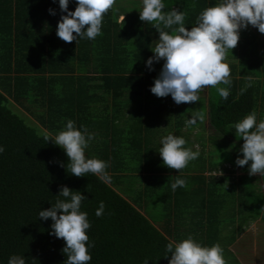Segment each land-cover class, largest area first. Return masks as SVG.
<instances>
[{"label": "trees", "instance_id": "trees-1", "mask_svg": "<svg viewBox=\"0 0 264 264\" xmlns=\"http://www.w3.org/2000/svg\"><path fill=\"white\" fill-rule=\"evenodd\" d=\"M163 2L164 12H185V26L190 30L200 13L219 0ZM75 7V0H69V11ZM62 15L66 13L61 12L58 0H0V145L5 148L0 154V264H8L13 254L24 256L26 264H64L65 241L49 235L50 218L38 217L39 210L64 199L57 196L62 186L87 198L81 210L88 213L91 224L87 233L94 245L90 264H144L145 260L168 264L167 243L188 235L204 246H222L221 213L226 201L236 202L232 224L235 216L243 215L240 221L246 222L256 212L254 209L253 216L247 213L249 199L254 197H247L246 184L236 190L235 184L228 183L229 176L207 181L203 172L185 176L184 169H170L142 135L148 133L152 111L160 125L167 110L160 101L152 108L142 103L143 96L151 95L150 87L164 63L163 59L154 61L151 70L145 64L158 43L155 22L141 21L139 12L125 11L115 3L103 17L102 35L68 43L56 35ZM262 35L251 25L240 30L237 46L227 56L231 85L210 89L209 123L218 136L208 139L211 145L223 147V139L237 134L234 125L250 112L257 114V122L264 121ZM217 87L229 88L227 100L213 91ZM180 112L181 108L175 113ZM125 114L129 126L119 129ZM69 119L77 128L82 125L95 134L85 155L108 163L110 183L91 173L72 175L64 151L44 140V131L56 134ZM183 124L179 117L177 136H182ZM200 141L203 144L205 138ZM235 161L222 156L208 167L211 172L233 175ZM229 163L234 165L232 170L224 168ZM237 168L245 174L249 165ZM177 178L185 179L187 186L173 191L171 184ZM101 201L106 207L97 217ZM256 202L261 205L264 223V199ZM154 203L163 218L158 224L148 215L155 211Z\"/></svg>", "mask_w": 264, "mask_h": 264}, {"label": "clouds", "instance_id": "clouds-1", "mask_svg": "<svg viewBox=\"0 0 264 264\" xmlns=\"http://www.w3.org/2000/svg\"><path fill=\"white\" fill-rule=\"evenodd\" d=\"M115 2L116 0H75V10L69 11V0H58L61 12L66 15L60 18L56 35L68 43L77 41V38L94 40L102 35L103 17ZM142 4L139 19L155 22L154 27L159 33L158 43L152 50L154 56L145 62L146 67L151 70L154 61H164L150 92L157 97L170 95L177 105L198 102L199 92L206 87H216L219 84L230 86L231 69L227 56L237 46L240 30L251 25L264 34V0H219L215 6L207 7L200 13L195 26L190 30L185 26L184 11L172 9L164 12L163 0H142ZM49 13L55 15L52 9H49ZM124 18L123 15L121 22ZM217 92L225 100L230 95L229 88L217 87ZM204 119V115L197 112L186 121V126L195 125L197 120ZM234 129L244 141L240 148L243 158L238 157L235 164L238 167L249 165V175H264V121L257 122V114L250 112L234 125ZM43 138L64 151L69 161L67 167L72 175L85 177L91 173L102 182L110 183V176L106 171L108 163L85 155L95 134L89 133L84 126L77 128L75 121L69 119L56 134L44 131ZM186 144L185 138L171 132L163 136L158 151L163 164L179 172L190 161L198 159L199 151H193ZM4 151V146L0 145V154ZM186 186L187 181L181 178L171 184L173 191ZM57 196L64 199H57L50 208L39 210L38 217L45 221L50 218L53 223L49 235L65 241L62 251L67 259L64 264H90V249L94 245L87 233L91 224L88 213L81 210L82 201L87 198L67 186H62ZM105 207L103 201L99 202L95 215L102 216ZM169 253L171 256L168 264H227L219 243L204 246L192 235L178 242L170 240L166 245L165 257ZM8 264H26V260L22 255L13 254L9 257ZM144 264H148V260Z\"/></svg>", "mask_w": 264, "mask_h": 264}, {"label": "rangeland", "instance_id": "rangeland-1", "mask_svg": "<svg viewBox=\"0 0 264 264\" xmlns=\"http://www.w3.org/2000/svg\"><path fill=\"white\" fill-rule=\"evenodd\" d=\"M117 5H120L125 9V11L128 12H139L142 10L143 4L142 2L138 0H116ZM121 20V17H119V21ZM264 37V35H262ZM227 62H231L230 59H227ZM211 87V86H210ZM211 89V88H210ZM204 93L207 92V87L203 89ZM213 91L217 92V88ZM218 93V92H217ZM210 94V93H209ZM188 106L190 109H194L197 112H200V110L197 108L200 106L202 108L201 103V97L198 100V102L194 103H182V111H186L188 109ZM194 107V108H193ZM12 110L18 114L17 109L11 107ZM203 110V108H202ZM201 110V112H202ZM20 114V113H19ZM264 117V116H263ZM165 132H162L161 135H164ZM216 138L217 133L213 131V129H210V133L208 138ZM238 134H233L228 137V140L223 139V147L222 146H215V144L208 146H205V150L209 151V160L218 162L222 156H230L231 157V163L239 157L241 158L240 154H237L235 152L240 150L242 144L238 140L239 138ZM193 151H201L199 150V147L194 146L192 147ZM233 165V164H231ZM234 166V165H233ZM230 166V163L228 166H224L226 170H232V167ZM235 166H237L235 164ZM238 167V166H237ZM237 167H233L235 173H232L231 175L229 172L224 173L223 171L217 172L219 177L222 176H229L230 181L229 184H235V187H238L240 184L245 185L244 192L246 193L247 197H254L249 199V205H248V211L247 212L250 216L252 215V212L254 209L256 212H254V216L251 218H248L246 222H241L240 219H242V216L239 218L238 216H235L236 221L232 224V216H234V211L236 210V202L231 199H228L225 204V208L223 212L221 213V219H223L224 222H222L220 232H221V243L222 248L224 250V258L227 261V264H264V223L260 219V213H261V205L256 202V199L261 200L264 199V178L263 175H249L248 173H241ZM244 175V176H243ZM242 176V177H241ZM245 183V184H244ZM138 186V185H137ZM143 186V185H142ZM251 188V189H250ZM253 191V192H251ZM253 194V195H251ZM257 195V196H256ZM128 198V197H127ZM257 207L259 209H257ZM154 211L150 215L152 221L156 224L161 223L163 221V218L158 213L160 212L157 208H159V205L154 203L152 206ZM248 216H244V219H246Z\"/></svg>", "mask_w": 264, "mask_h": 264}, {"label": "crops", "instance_id": "crops-1", "mask_svg": "<svg viewBox=\"0 0 264 264\" xmlns=\"http://www.w3.org/2000/svg\"><path fill=\"white\" fill-rule=\"evenodd\" d=\"M210 86L207 87V92L204 93V90L202 89L199 92V96L203 98V111L199 112L202 113L205 117L203 121L197 120V123L192 126H186V121L195 115L197 111H193V109H190L188 106V109L186 111H182L180 113H175L176 110L179 108H182V103L177 105L174 103L172 100L171 96L167 97H157L154 94L151 93L149 96H143L142 97V103L144 105L149 104V106L155 107L159 104V101L161 104L165 105L166 112L162 114V122L160 125H158L157 121H155L157 118L155 111H152V116L153 119L150 121L149 125V130L148 133L146 131H143L142 135L143 137H146L149 140V145L152 150H156L157 154H159V148L161 147L160 145V140L163 136H166L169 132L173 133L174 135H177L176 127H175V122L179 119V117L183 118L184 124L181 129V134L182 137L185 138L187 141L186 147H189L192 149L193 145L199 147V150H201L199 153V158L193 161H190L189 164L187 165L186 168H184L183 175L185 176H196L200 175V172H203L204 178L208 180L214 178L216 181L220 177L218 176L217 172L220 171H213L211 172L208 163L210 162L209 158V151L204 152L205 146H209L208 136L210 133V129H212L210 123H209V114H208V102L210 100ZM170 101V102H169ZM202 101V100H201ZM170 103V104H169ZM170 111L172 113H170ZM129 117V115L125 114L124 117H122V121L118 124L119 129H124L125 127L127 128L128 123H125L124 120H126ZM156 118V119H155ZM213 131L216 133V131L213 129ZM162 132H165L164 135H161ZM203 137L205 138L204 143L202 144L200 141V138ZM144 149V147H143ZM143 149L141 148V151L143 152ZM156 155V158L158 157ZM144 176V173H142ZM142 182V181H141ZM238 187H235L237 190ZM237 209V207H236Z\"/></svg>", "mask_w": 264, "mask_h": 264}]
</instances>
